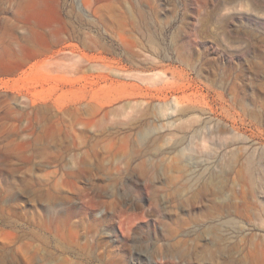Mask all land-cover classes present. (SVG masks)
Here are the masks:
<instances>
[{"label":"rangeland","instance_id":"rangeland-1","mask_svg":"<svg viewBox=\"0 0 264 264\" xmlns=\"http://www.w3.org/2000/svg\"><path fill=\"white\" fill-rule=\"evenodd\" d=\"M0 264H264V0H0Z\"/></svg>","mask_w":264,"mask_h":264}]
</instances>
